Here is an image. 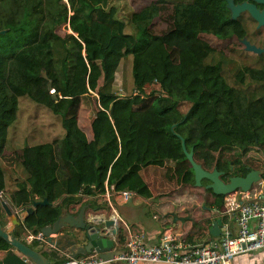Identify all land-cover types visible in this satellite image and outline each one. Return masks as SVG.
I'll return each instance as SVG.
<instances>
[{"label":"trees","instance_id":"obj_1","mask_svg":"<svg viewBox=\"0 0 264 264\" xmlns=\"http://www.w3.org/2000/svg\"><path fill=\"white\" fill-rule=\"evenodd\" d=\"M225 4L104 0L91 7L84 0H0V29L7 30L0 35L1 194L18 211L35 199L52 203L37 206L15 225L13 236L23 229L40 231L80 202L68 181L57 177L59 158L94 173V186L81 188L88 195L103 194L111 184L116 191L147 195L139 171L170 160L176 161L178 179L193 184L192 169L182 168L188 162L174 132L206 170L217 167L228 178L258 168L247 160L257 150L254 143L264 144V55L235 46L255 23L247 12L231 19ZM64 25L86 40V51L97 47L94 58L87 55V74L65 75L67 48L56 33ZM144 35L149 39L138 50ZM120 64L125 95L114 90ZM150 80L158 90L138 89ZM134 88L138 94H132ZM91 92L98 105L87 116L84 97ZM235 93L245 101L252 141L232 113ZM224 149L234 155L231 161L221 159ZM5 152L14 153L10 163ZM208 191L205 203L221 213L224 196ZM0 221L7 222L1 206ZM8 248L0 237V250Z\"/></svg>","mask_w":264,"mask_h":264},{"label":"crops","instance_id":"obj_2","mask_svg":"<svg viewBox=\"0 0 264 264\" xmlns=\"http://www.w3.org/2000/svg\"><path fill=\"white\" fill-rule=\"evenodd\" d=\"M93 115V114H92ZM264 148V144L261 145ZM264 155L258 159L260 166L258 168L264 169ZM172 161V160H170ZM151 166V165H150ZM155 166V165H153ZM172 164L166 162L163 166H155L160 169H167L169 178L163 177V191H156L148 184L149 193L147 195L137 194L133 191V195L127 201H123L120 195H116L112 190L114 185L105 187L103 194L88 195L81 192L82 187H93L95 184V176L91 171H85L79 167L72 166L64 158L58 159V168L56 171L58 178H64L68 181L69 192L74 196H80L79 203H73L69 206L70 212L76 214L82 205H86V215L91 216L92 212L102 214V216H114L122 221L123 230L119 235L115 236V249L122 250L125 238L134 232L142 233L146 245L158 244L164 234L175 236L176 238L184 239L191 246H197L205 243L216 241L220 238L212 236L209 233V228L212 221L220 217V212L214 215L212 211L218 210L214 205L206 204L199 191H188L189 187L178 179V176L172 168ZM149 166L142 168L139 173L147 170ZM174 174V180L172 175ZM264 173V171H263ZM145 180V179H144ZM170 182L173 184L170 185ZM207 201V200H206ZM211 207L208 211L207 209ZM180 217L181 219L174 220V217L169 213ZM222 218V217H221ZM7 222L9 218L6 216ZM175 221V222H174ZM229 224V229L232 234L237 232L238 226L230 215L226 218ZM6 222V223H7ZM67 235L73 236L78 231L71 228L63 230ZM32 231L22 230L20 237L26 242L38 246L40 243L37 240L28 241L25 236ZM59 234L57 235V237ZM122 236V241H118V237ZM4 251L0 250V259ZM117 264H127L126 262H116ZM137 264H167V263H150L139 262ZM231 264H264V250H256L250 252L240 253L235 255Z\"/></svg>","mask_w":264,"mask_h":264},{"label":"water","instance_id":"obj_3","mask_svg":"<svg viewBox=\"0 0 264 264\" xmlns=\"http://www.w3.org/2000/svg\"><path fill=\"white\" fill-rule=\"evenodd\" d=\"M258 3H264V0H251ZM226 8L230 12V18L236 19L241 12H247L257 22V27L264 25V9L259 10L253 3L243 1L235 3L234 0H225ZM6 29H0V35L6 33ZM244 44V50L256 54L264 52L257 46L252 45L246 38L240 40ZM41 77L47 78L46 72L42 70ZM47 88L51 89V82H47ZM173 124L172 127H174ZM179 138L182 152L189 163L195 186H200L202 180H207L205 185L207 189H211L215 195H227L236 190L248 191L253 184L262 179L263 170L260 168L252 169L244 176L232 175L227 181L221 176L223 171L213 167L212 170H206L198 163L193 156V150H187L184 138L174 132ZM1 195V190H0ZM0 204L5 215L9 218L10 224H2L0 221V237L9 245L4 251L0 259V264H55L67 258H74L81 255L96 253L99 258L106 259L103 264H117L110 261L115 255L121 253L122 250L115 249V236L119 235L123 230L122 221L114 216H102L95 211L90 217L86 215V205H82L76 214L70 212V209L62 211L58 218L51 224L40 228V231L46 237L45 241H40L38 246L26 242L22 237H16L11 234L15 225L23 223L26 217L33 213L34 209L39 205H51L46 197L43 199H35L26 209L14 212L8 206L4 199H0ZM214 215H218V211H212ZM174 220L181 219L169 213ZM224 217L220 213V217L212 221L209 233L212 236H218L221 232V225ZM174 221V222H175ZM71 228L78 231L77 234L66 235L64 229ZM51 233L59 234L56 238H51Z\"/></svg>","mask_w":264,"mask_h":264},{"label":"built area","instance_id":"obj_4","mask_svg":"<svg viewBox=\"0 0 264 264\" xmlns=\"http://www.w3.org/2000/svg\"><path fill=\"white\" fill-rule=\"evenodd\" d=\"M71 30V29H70ZM73 33V31L71 30ZM82 44L84 42L81 41ZM83 47V46H82ZM85 47V46H84ZM84 61L87 58L84 55ZM157 84L156 80H154ZM50 93H54L51 88ZM93 93L96 97L97 95ZM134 88L132 94H138ZM123 201H127L134 194L131 190L116 191ZM22 208L21 210L26 209ZM19 210V211H21ZM18 211V210H17ZM225 217L220 238L210 243L191 246L182 238L164 234L158 244L146 245L142 233H130L123 242L120 254L115 255L110 261L137 264L139 262L167 263V264H231L235 255L244 252L264 250V179L248 191L236 190L224 196L223 210ZM230 215L235 219L238 229L232 234L226 218ZM51 238H56L57 233H51ZM28 241H45L46 237L41 231L28 233ZM106 259H101L96 253L67 258L55 264H103Z\"/></svg>","mask_w":264,"mask_h":264},{"label":"rangeland","instance_id":"obj_5","mask_svg":"<svg viewBox=\"0 0 264 264\" xmlns=\"http://www.w3.org/2000/svg\"><path fill=\"white\" fill-rule=\"evenodd\" d=\"M84 2L91 7H98V6L103 5L104 0H84ZM56 30H57L56 33H58L60 36L64 37V45L67 48V58L64 62L65 75L67 77H76L79 75L89 73L88 59H87V63H86L84 61V55L86 56V58H87V55L90 56V58H94L96 56L95 49L97 47L91 46V48H87V51H86V49L84 47V46H86V44L84 42L86 40L84 38H82L81 35H78L77 33H74V32L72 33L70 28L68 27V25H66V26L64 25L62 27L60 26L59 28H56ZM148 39H149V36H146V35H144L143 38L140 39V41L138 43V50H140L141 47L144 46V44L148 41ZM81 41L84 42V44H82ZM212 42H213V44L217 45V42L215 40ZM94 71H95V68L93 69V72ZM121 72H122V67L120 64V66L117 68L116 73H115L114 90L120 94L125 95L126 92L124 90H122V87H121V80H122L121 79ZM138 89L145 90L146 93H149L152 90H155V91L158 90V85L155 83L154 80H150V81L143 83L141 85V87ZM84 104L86 105V108H87L86 115L92 116L93 112L97 109V105H98L97 97L93 93H90L89 95L84 97ZM187 106H188V104H185L183 106V108L186 109ZM244 106H245V101H244L243 97L239 94H236V93L233 94L232 113L234 115L235 120L240 125V128H242L245 131V139L247 140V138H248L249 140H251L249 138L248 127H247L245 120H244V117H243ZM253 145H254L253 146L254 149L255 150L257 149L256 151H258V152L255 151V152L251 153L249 156L250 158L247 161L251 166L259 167L260 161L258 158L261 155H264V148L261 146V144L254 143ZM2 157H3L4 161H6L7 163H10L15 158L14 153L9 154L8 152H5L2 155ZM220 157L224 161H231L234 158V155L232 154V152L229 149H224L221 151ZM168 162L173 165L172 166L173 169L176 167V161L172 160V161H168ZM263 165H264V163H263ZM182 168L184 170H188V171L191 170L190 165L188 163H186L185 161H183V163H182ZM229 169L231 171V167ZM262 170L264 171L263 168H262ZM142 175L145 179L144 181L150 183L152 188L156 191L158 189H159L158 191H163L162 190L163 177L169 178L167 169H160V168H157L153 165L149 166L147 168V170H145V171L143 170ZM172 178L174 180V174L172 175ZM221 178L226 181L227 180L226 174L224 173L221 176ZM263 179H264V174H263ZM207 183H208V181L202 180L200 186H195L194 183L193 184L187 183V184H185V186L183 185V187H189V188L191 187L188 190L190 193H191V190L194 192L200 190L201 196L204 199V202H206L205 198L207 195H209V191L205 187V185H207ZM171 184H173V182H170V185ZM0 199H4L7 202L8 206L11 207L14 212L17 211L15 208H13L11 206L10 202L2 194L0 195ZM0 206H1V204H0ZM7 223L10 224V221Z\"/></svg>","mask_w":264,"mask_h":264},{"label":"flooded vegetation","instance_id":"obj_6","mask_svg":"<svg viewBox=\"0 0 264 264\" xmlns=\"http://www.w3.org/2000/svg\"><path fill=\"white\" fill-rule=\"evenodd\" d=\"M243 1H248L250 3H253L259 10L264 9V3H258L251 0H234L235 3H241ZM244 13V12H241ZM241 13L238 17H240ZM237 17V18H238ZM251 17V16H250ZM236 18V19H237ZM252 18V17H251ZM252 21L255 23L254 29L249 30L247 33H245L243 36L237 39V44L235 46H238L240 48L244 49V44L240 41L242 38H246L252 45L257 46L261 49H264V25H261L257 27V22L252 18ZM246 51V50H245ZM250 52V51H249ZM253 53V52H252ZM256 54V53H254ZM257 55H264V52L257 54ZM228 179V178H227ZM227 181V180H226Z\"/></svg>","mask_w":264,"mask_h":264}]
</instances>
